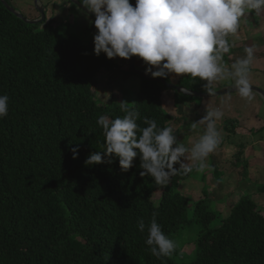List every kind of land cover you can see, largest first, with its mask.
Masks as SVG:
<instances>
[{
  "label": "trees",
  "instance_id": "1",
  "mask_svg": "<svg viewBox=\"0 0 264 264\" xmlns=\"http://www.w3.org/2000/svg\"><path fill=\"white\" fill-rule=\"evenodd\" d=\"M113 69L106 54L97 57L81 44L69 22L30 25L0 2V95L10 97L9 113L0 119V264H176L156 258L145 243L154 213L169 238L184 226H200L190 264H264V215L249 196L222 218L207 197L194 202L179 193L178 183L194 168L187 174L181 169L163 187L140 176L139 156L127 172L116 157L85 165L91 152L106 148L98 117L125 115L120 103L97 100V76ZM178 86L205 92L199 78L183 76ZM167 90L141 79L134 105H127L139 111L140 128L148 126L144 117L158 128L171 126L161 101ZM193 99L174 92L175 106ZM227 125L232 135L235 123ZM77 145L73 159L70 149ZM217 219L220 227L211 230Z\"/></svg>",
  "mask_w": 264,
  "mask_h": 264
},
{
  "label": "clouds",
  "instance_id": "2",
  "mask_svg": "<svg viewBox=\"0 0 264 264\" xmlns=\"http://www.w3.org/2000/svg\"><path fill=\"white\" fill-rule=\"evenodd\" d=\"M81 4L88 13L95 14L90 25L97 29L93 37L97 57L101 54L110 60L138 57L145 64L146 75L199 78L207 82L204 88L211 96L216 83L231 80L242 99L249 102L254 99L251 69L256 60L255 46H246V55L237 58L230 67L224 62V55L231 59L235 42L229 38H239L248 14L264 12V0H136L135 6L130 0H81ZM9 99L7 94L0 95V119L9 113ZM120 109L125 113L122 118L98 117L106 148L91 152L86 166L112 163L116 157L121 170L127 172L139 156V167L143 170L140 176L151 177L158 186L166 187L181 169L185 174L193 171L188 163H182V158L198 162L196 170L204 172L207 158L222 140L217 121L224 113L218 108L207 106L206 114L192 123L193 130L198 124L206 127L190 148L177 140L171 126L158 128L155 119L144 117L148 126L140 128L139 111L129 109L126 102H120ZM70 150L73 159H78L79 146ZM177 163L181 164L179 170L175 167ZM138 229L145 231L143 219L138 221ZM147 232L145 243L156 258H171L177 252L178 243L163 232L155 213Z\"/></svg>",
  "mask_w": 264,
  "mask_h": 264
},
{
  "label": "crops",
  "instance_id": "3",
  "mask_svg": "<svg viewBox=\"0 0 264 264\" xmlns=\"http://www.w3.org/2000/svg\"><path fill=\"white\" fill-rule=\"evenodd\" d=\"M41 6L47 14L48 21L65 22L64 16L73 17L76 25L85 29L86 32H96L94 25H90V19L80 18L75 6L68 0H40ZM27 15L38 14L35 7L28 5L25 7ZM79 10V9H78ZM39 15V14H38ZM73 23V21H71ZM234 40L235 47L231 49V59L228 54L224 55V62L230 67L237 58L245 56L246 46H255L257 49L256 60L251 69V81L253 87L264 91V12L257 15L255 12L248 14L242 22L239 38L230 37ZM114 69L112 73L97 76L99 88L97 99H103L108 103L117 96L120 100L122 92L125 90L123 84L126 77L121 75L127 68L129 60L123 58L112 59ZM136 68L145 71L144 62L136 57ZM153 70H156L155 68ZM119 74L124 77L120 79ZM138 77V76H137ZM183 76L170 74L167 79L170 84L178 86ZM163 78V77H162ZM139 85H141V79ZM203 88L207 83L202 81ZM234 87V81L224 80L216 83L214 93ZM204 94L208 92L204 88ZM165 97V100H163ZM163 109L172 117L171 127L174 129L177 140L191 147L205 130V125L198 124L196 129H192L193 122L200 120L206 114L207 106L220 109L224 115L217 121V128L221 132L222 140L214 153L210 154L206 160L208 167L204 172L196 170L198 162L182 159V163L194 167L190 177L179 183L178 191L185 197L194 196L193 201H199L203 197L217 203L218 209L224 210L238 203L245 196L250 199L261 210L264 208V101L259 95L254 93V99L249 102L242 99L238 93L226 95L214 99H193L181 106H175L174 91L167 90L161 95ZM120 103V101H116ZM235 123V132L231 135L225 130L227 123ZM229 131L232 127L229 126ZM180 167L181 164L179 163ZM220 171V172H219ZM219 175H217L216 173ZM207 175L204 177V174ZM188 186V187H187ZM214 188L213 190L211 189ZM193 188V189H192ZM197 188V190H196ZM191 191L189 194L188 191ZM206 193L204 195V191ZM193 192V193H192ZM212 194L213 198H212ZM222 212V211H220Z\"/></svg>",
  "mask_w": 264,
  "mask_h": 264
},
{
  "label": "rangeland",
  "instance_id": "4",
  "mask_svg": "<svg viewBox=\"0 0 264 264\" xmlns=\"http://www.w3.org/2000/svg\"><path fill=\"white\" fill-rule=\"evenodd\" d=\"M11 1H12L13 7L18 12H20L23 16H26V17H27V13L25 12V10H26L25 7H27L28 5L34 6V4H33L34 0H11ZM133 6H135V5H133ZM73 9L75 10L76 8L73 6ZM76 10L79 11L78 16L80 18H88L87 16H84L85 13H83L82 11H80L78 9H76ZM30 16L35 17V16H37V14L30 13ZM46 17H47V14H46ZM62 17H63V19L65 18V20H63V21L69 22V24L71 25V33L75 37H77V39L81 42V44L94 51V40H93L94 32H90V31L86 32L85 29L81 30V27H79L78 24L76 25V21L73 17L70 18V17L64 16V15ZM47 18H49V17H47ZM46 21L49 22L48 19ZM71 21H73V23ZM53 22L57 23L56 21H53ZM59 23H62V22H59ZM100 56H103V54H101ZM121 75H123L124 77L127 78L126 83L123 84V88L125 90L122 92L120 100L117 99L116 94H115V97L113 96L112 100L114 102H116V101L126 102L127 105H134L135 100H136V94L138 93L139 88H140L139 79L136 75L131 74L129 72L128 68H126ZM121 75L119 74V77L122 80V79H124V77ZM98 82H99V80H98ZM97 93H98V90H97ZM97 93H96V96H97ZM97 100H98L100 105H106L107 104L106 102H104L103 99H97ZM163 100H165V97H163ZM192 168H194V167H192ZM216 174L219 175L218 173H216ZM206 175H207V173L204 174V177ZM192 189L189 190L188 193L189 192L191 193V191H193ZM211 189L213 190L214 188L211 187ZM196 190H197V188H196ZM203 193L205 195L206 190ZM213 195L214 194H212V198H213ZM189 197L191 200H193L194 196H189ZM159 198H160V194H156L154 197L155 203L158 202ZM193 204H194V202H193ZM193 208H194V205H191L190 210L188 212V215L191 218H193V213H192ZM210 208L215 213L222 211L221 212L222 218H226L228 216L226 213V211H228V209L226 207L224 210H220L221 207H219L220 209H218L217 203L211 202ZM262 211H263V215H264V208L262 209ZM220 225H221L220 219L219 220L217 219L211 224L210 229L215 230V229L219 228ZM200 230H201L200 226H198L196 224H192V225L184 226L182 229H179L176 233L171 235L170 238L175 240L178 243L177 252L174 253L171 257L176 264H190L195 259V257H196L195 256V254H196L195 244H196V240L198 238V234H199Z\"/></svg>",
  "mask_w": 264,
  "mask_h": 264
},
{
  "label": "water",
  "instance_id": "5",
  "mask_svg": "<svg viewBox=\"0 0 264 264\" xmlns=\"http://www.w3.org/2000/svg\"><path fill=\"white\" fill-rule=\"evenodd\" d=\"M69 1L73 6L78 8L80 11L85 13L87 16L95 18V14L94 13H88V10L81 4V2L79 0H69ZM0 2L8 10V12H10L12 15L19 18L20 20H22L23 22H25L27 24L37 25V24H42L46 21L45 11H44V8L40 4V0H34V2H33L36 11L39 14V19H37V20H29V19L25 18V16H23L13 6L8 4L4 0H0ZM135 60H136V57L133 56L129 60L128 65H127V68L131 74L138 76L142 80H147V81H151V82L161 84L162 86H164L168 90H172V91L177 92V93H182L186 96H191L195 99H214V98H218V97L237 93L235 91L234 87L219 90V91L215 92L214 95H212V96L210 94L193 93L191 91L186 90L185 88H182L180 86H174V85L166 82L165 80H163L162 77L153 78L151 75H146L145 71H140L136 68ZM254 93L259 95L261 97V99L264 101V91L263 90L254 87Z\"/></svg>",
  "mask_w": 264,
  "mask_h": 264
}]
</instances>
